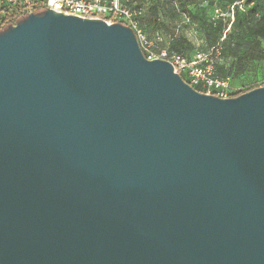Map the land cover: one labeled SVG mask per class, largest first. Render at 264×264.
<instances>
[{"label":"water","instance_id":"1","mask_svg":"<svg viewBox=\"0 0 264 264\" xmlns=\"http://www.w3.org/2000/svg\"><path fill=\"white\" fill-rule=\"evenodd\" d=\"M0 264H264V87L200 93L123 24L0 32Z\"/></svg>","mask_w":264,"mask_h":264},{"label":"rangeland","instance_id":"2","mask_svg":"<svg viewBox=\"0 0 264 264\" xmlns=\"http://www.w3.org/2000/svg\"><path fill=\"white\" fill-rule=\"evenodd\" d=\"M104 3L107 6L116 4L118 7L128 9L132 20L137 22L138 28L142 21L143 31L139 29L148 43H151V51L154 52L171 48L174 43H177L176 41H179V46L184 47L188 54L210 50L209 47L216 43L223 48L227 46L226 42L233 45L239 43L236 36L241 35V31L238 22H235V10L228 9L223 0H142L140 5L133 2V6L127 0H104ZM134 6L139 11L134 9V12L132 10ZM239 17L242 19L243 16ZM214 23L218 26L227 23L226 31L220 34L216 31ZM120 24L129 27L124 19L120 21ZM8 28L7 25L0 27V32ZM231 33L235 36L230 38L228 35ZM241 51L242 49L239 53ZM233 61L232 57H225L222 65L230 67ZM257 86L264 87V62L247 66L233 80L231 95Z\"/></svg>","mask_w":264,"mask_h":264},{"label":"built area","instance_id":"3","mask_svg":"<svg viewBox=\"0 0 264 264\" xmlns=\"http://www.w3.org/2000/svg\"><path fill=\"white\" fill-rule=\"evenodd\" d=\"M3 7H19L20 16L33 13L34 10L43 8L56 13L75 16L81 19L102 20L108 25L120 24L123 19L127 22L140 44L147 60L168 61L192 88L206 95H212L221 99L231 98L232 84L230 78H219L215 75V67L221 59L222 48L215 46L207 52H198L188 59L180 54H170L167 50L151 51V43L145 39L136 21L132 20L131 12L116 4L107 6L104 0H0V9ZM238 7L244 11V4L237 3L232 10ZM218 14L219 11L217 10ZM6 15H0V27L4 23Z\"/></svg>","mask_w":264,"mask_h":264},{"label":"trees","instance_id":"4","mask_svg":"<svg viewBox=\"0 0 264 264\" xmlns=\"http://www.w3.org/2000/svg\"><path fill=\"white\" fill-rule=\"evenodd\" d=\"M223 1L226 2L228 9L240 2L241 3L243 2L245 7L244 11L239 10L238 7H236L234 11L235 22H238V26L241 31V35L236 36V40L237 42L239 41V43L233 45L232 43L228 44L229 42H226L225 45L227 46L225 48L221 46L222 48L221 59L215 67V75L219 78H230L231 84L233 86V80L239 74H241V72H243L247 66H250L252 64L257 65L264 62V0H223ZM127 2L133 6V2H136L135 4L140 5L142 0H127ZM134 9L139 11V9H137V7L135 6L132 8V10L134 11ZM19 10H20L19 7H3L0 9V15L3 13L6 15V19L4 23L8 27L15 25V23L20 22L22 19H24L27 16V15L20 16V14L18 13ZM43 11L44 9L40 8L34 10L33 13H39ZM239 16H243L242 19ZM140 22H141L140 23L141 26L139 25V28L141 29L142 21ZM228 23H229V19H228ZM214 24L216 26V31L219 32L220 34H223L226 31L227 23L220 26H218L217 23ZM228 36L231 38L235 36V34L233 35V33H231ZM176 42L177 43H174V45H172L171 48L166 49L170 54L173 53L180 54L190 59L198 52L209 51L208 49L206 51H196L188 54L187 51L184 49V47L182 48L181 46H179V41ZM215 46H217V43L213 44L209 48L211 49ZM240 49H242V51L239 53ZM228 56L234 59L233 61L234 63H232L230 67H226L225 65H222L224 58ZM257 88L259 87L257 86L245 91H240L238 93H235L234 95H231V97H238L242 94H245Z\"/></svg>","mask_w":264,"mask_h":264}]
</instances>
